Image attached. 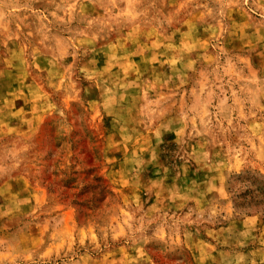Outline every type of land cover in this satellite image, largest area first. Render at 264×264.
<instances>
[{
  "label": "rangeland",
  "instance_id": "obj_1",
  "mask_svg": "<svg viewBox=\"0 0 264 264\" xmlns=\"http://www.w3.org/2000/svg\"><path fill=\"white\" fill-rule=\"evenodd\" d=\"M205 2L0 3V264H264V27Z\"/></svg>",
  "mask_w": 264,
  "mask_h": 264
},
{
  "label": "clouds",
  "instance_id": "obj_2",
  "mask_svg": "<svg viewBox=\"0 0 264 264\" xmlns=\"http://www.w3.org/2000/svg\"><path fill=\"white\" fill-rule=\"evenodd\" d=\"M2 2L3 0H0V3ZM108 2L109 4L115 6L116 0H108ZM121 2H123V0H121ZM136 3L138 5H146L147 7H151L152 3H154V0H136ZM210 3L213 6H217L215 13L213 7L209 6ZM196 7L203 8L205 10L204 15L213 19H215L216 16L224 17L233 9H235L245 14L250 21H253L254 24L264 27V0H206V2L203 4L197 3ZM146 10L147 8H145V11ZM143 14V12L140 13V15ZM254 16L259 17L260 19L255 21ZM61 115L63 114L61 113ZM160 142L163 143L162 140ZM102 188L103 186L101 185L99 188H97V191L101 192ZM145 242L157 243L158 241H154L151 238H146ZM176 264H183V260H177Z\"/></svg>",
  "mask_w": 264,
  "mask_h": 264
},
{
  "label": "trees",
  "instance_id": "obj_3",
  "mask_svg": "<svg viewBox=\"0 0 264 264\" xmlns=\"http://www.w3.org/2000/svg\"><path fill=\"white\" fill-rule=\"evenodd\" d=\"M261 177L262 181L259 180V178H254L255 182L258 183L255 185V189L250 188L247 191L234 196V198H236L234 201L235 207L237 209L245 212L253 208L264 206V177L262 175ZM238 179H241V177H238ZM229 185L230 191L234 193L233 189L231 188V182H229ZM237 200L240 202L237 203Z\"/></svg>",
  "mask_w": 264,
  "mask_h": 264
}]
</instances>
